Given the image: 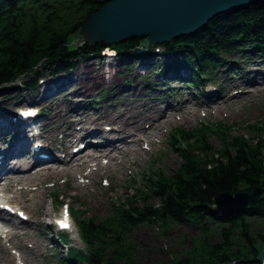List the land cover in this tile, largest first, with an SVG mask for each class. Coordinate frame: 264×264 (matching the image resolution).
I'll return each mask as SVG.
<instances>
[{"label": "trees", "instance_id": "trees-1", "mask_svg": "<svg viewBox=\"0 0 264 264\" xmlns=\"http://www.w3.org/2000/svg\"><path fill=\"white\" fill-rule=\"evenodd\" d=\"M96 1L57 0L54 5L44 0H0V90L5 87L17 91L19 88L14 82L22 77L26 79L22 87L34 91L37 78L44 72L55 76L76 68L80 61L99 60L104 50L101 43L92 46L85 43L80 47L71 44L76 30L99 9ZM142 43L144 39L133 38L107 47L115 51L119 60H137V55H142L139 61L145 66H154L151 61L155 54L166 56L168 61L158 73L160 76L175 73L178 68L188 69L194 80L192 83H202L210 77L222 53L241 56L249 51L251 55H264V4L215 16L193 36L158 45L159 52H154L158 46H153L144 55L132 53ZM97 99L102 100L101 97ZM180 139L177 146L171 145L172 152L181 160L176 172L168 175L163 183L156 179L150 187L159 205L139 212L129 205L125 209L112 210L99 221L78 217L81 221L76 223L77 233L87 253L70 250V261L112 264L111 257L128 260L123 249L128 231L138 225L160 221L193 226L202 235L199 250L191 251L178 264H256L253 260L264 236L244 237L241 233L243 248H232L231 239L236 230H247V217L264 218V195L245 212L229 215L214 212L212 199L221 193L264 189L261 141L257 139L249 144L241 137L230 138L221 152L216 153L218 158H213L205 148L207 145L198 140L196 152L187 150L190 134L183 133ZM52 201L56 202V197ZM210 224L220 226L221 243L213 245L207 241ZM95 243L103 247L93 250ZM105 249L110 250L108 259Z\"/></svg>", "mask_w": 264, "mask_h": 264}, {"label": "rangeland", "instance_id": "rangeland-1", "mask_svg": "<svg viewBox=\"0 0 264 264\" xmlns=\"http://www.w3.org/2000/svg\"><path fill=\"white\" fill-rule=\"evenodd\" d=\"M44 1L53 3L57 0ZM60 2L61 1H59V3ZM153 46L155 47L158 45L147 46L143 55L146 54L149 48H153ZM159 46L157 50L160 49ZM136 49L142 48L140 46ZM137 56V60L134 58L119 60L117 59L118 57H114L109 59L108 63L105 62L103 56H101L99 60L90 59L80 61L76 68L61 74H56L55 76H49L46 74L47 72H44L37 78V85L34 91H27L22 87V83L26 81V79H22L21 77V79L14 82V85L19 88L17 91H12V89L5 87L1 88V110H10V108L15 106L20 107L29 105L28 102L34 100L37 102V106L43 108L44 111L43 116L42 112H40L41 117L38 120L39 124L47 120V125L44 126V129L42 128V130L40 128V131L42 130L41 134L45 132V136L49 137L51 135L50 140H52L55 139L58 130L59 132L65 129H67L68 132L75 130L77 125L73 121L79 120L81 117L69 111V109L73 107H82L90 111L91 116H96L97 114L101 115L104 112L110 113L111 111L118 113L120 109L130 105L131 102L132 104L136 103V94L139 97L143 95V99L150 96L151 98L154 97L155 101L158 99L166 100L173 95L177 97L179 101L189 103V105L186 106V112L187 110L190 112L194 105H199L207 100L202 98L200 93L197 95L199 92L197 88L187 87L183 83L181 85L178 81H176V84L181 85L183 89L185 88L184 90L181 89L182 91H178L177 89V91H173L171 88L167 90L165 85H161V87L155 85V81H159L158 83L162 81L158 76V72L162 70L164 66L163 63H167L168 59H165L166 56L162 57L161 55L155 54L152 58L151 62L155 63L153 66L155 69L153 70H155L156 74H152L149 66H145L144 62L139 61L142 55ZM220 57V63H216L213 66V71L210 73V77L207 78L209 81L204 85L205 88L208 87V83L216 85V82H218L220 90H222L223 86L230 84L231 80L229 78L227 80H220L219 75L221 73H227L230 78H237L242 74V71L238 70L236 67H241L240 65L246 63L244 56L241 57L231 53H222ZM240 57L241 59H239ZM257 59H260V62L254 63L253 66L255 68L252 70L264 72V57L257 56ZM233 62H237L238 65L231 69L230 67H225V65L230 64L234 66ZM84 68H91V75L89 77H93L95 81L89 82L87 75L81 73L85 71ZM178 70L183 72V69L178 68ZM75 74H82V80L75 81L72 84H76L77 82L85 83L88 81V85L86 84V93H84L83 96L84 102H77L76 105L68 107L70 103L68 101L69 98L76 95L79 96V94L83 92H78V94L74 93L70 96L65 92L62 94H60V92L54 94L56 91H53V87L55 84L63 81L65 77H69L70 79L73 78ZM43 82L45 84L42 85ZM171 83L172 82L169 84ZM157 88H161V90L159 91ZM48 90L50 91V96L44 97L43 91L48 92ZM64 90L66 91L67 87ZM52 94H54L53 98ZM259 95L253 93V98L248 102H237L233 104L231 108L228 107L227 110L223 112L214 113L213 111H207L205 106L200 107L198 108V118L190 115L181 119V110H178L179 107L177 106L175 110L179 115L178 119L177 117L176 119L168 117L167 121L161 122V127H158L159 138L156 142L154 139H151L153 144L150 146V149L146 148L149 149L147 152H144L143 144L142 147H131V149H139L132 170L127 171L121 167L120 171L111 170V172H108L107 175L109 176L108 179L110 184L107 183L108 179L103 178L101 181L99 179L94 186H86V188L83 189L78 187H83L85 183L88 182L87 179L75 178L73 182L69 180L68 183L65 184V175H61L58 180H50L42 187L28 185L24 186L22 190L17 191L16 187H12V189L7 188L5 182H2L0 184V191H4L9 195L7 197L16 204L15 206H17V208H22L24 204L34 212L36 210L40 211L42 216L39 219L41 228L35 227L36 225L28 226L31 228V232H28L30 238H33L37 244H40V251L30 250L29 248L33 249L34 245L32 244H34V241L29 243L23 238V245L29 247L25 248L26 252L28 255H32L28 256V258L32 261L28 262L26 260L27 262H24L21 259L19 260L18 256L20 258L21 254L16 251L5 253L4 249L15 246L17 240L2 239L0 243V264H84L78 259L70 261L69 256L65 254L66 250L56 241L57 238L61 239L62 237L59 238L58 232L56 231V223L60 219L63 220L65 214H67L69 218L68 222L71 227L70 235L72 241L71 243L68 242L67 245H70L74 250L87 253L84 245L75 235L77 231L76 223L81 221L78 217H85L86 219L91 217L95 221H99L109 216L112 210H118L119 208L125 209L129 205L137 212L145 208H156L159 202L153 198L151 193L152 189L150 188L151 184L155 183L156 179H158L160 183H163L168 175L176 172L181 160L172 152L171 145L174 144L177 146L181 142L180 135L183 133L190 134L191 141L187 149L189 152H196L195 150L198 142H202L204 145H207L205 148L212 154L213 158H218L216 153L221 152L230 138L241 137V139L246 140L249 144H254L255 141L259 139L263 147L260 153L264 156V98ZM33 97L35 98L31 99ZM100 97L102 100L97 99ZM185 97H188L189 100L187 101ZM74 98L73 101H77V98ZM48 99V104L45 105V107L39 106L40 102ZM92 99L95 105L86 108V104H88L90 100L92 101ZM169 100H171V98ZM162 103L163 101H158L152 111L159 109V105ZM49 105L57 106L50 115H48L47 112ZM173 105H175L174 102ZM136 106L139 109L142 107L141 104ZM214 107L215 104H209L207 108ZM91 108H93V110H91ZM4 115L6 117L5 113ZM50 119L53 120L52 123L49 124ZM110 119V121L116 120L111 114ZM100 120L107 121L106 118ZM70 122L73 123L69 124ZM61 134L62 133L57 135L56 143L60 142ZM41 144L43 143H39V146H42ZM62 148L64 149V145ZM69 150L71 151V148L68 149V151ZM87 150L89 149H83L81 152H85L84 154L89 153ZM131 158L132 154L127 157L124 164L125 166L128 165ZM100 164L103 165L102 162ZM93 168L94 166L88 167L85 173ZM38 180L41 181L42 178ZM74 186L77 188H74ZM54 197H56V202L52 201ZM21 212L23 213L22 216L26 217L22 209ZM44 213L49 214L47 218H44ZM246 224L247 230L245 232H242L240 229L234 232L231 239V243L233 244L232 248H243V239L246 236L252 238L256 235L264 236V218L247 217ZM219 229L220 226L216 224H210L208 226L206 239L210 244L214 245L222 242L219 236ZM241 233L244 234V237H241ZM123 242V249L126 254H128V260L111 257L112 264H178L179 260L184 258L188 253L193 250H199L198 248L202 243V235L198 229L193 226L153 221L150 224L138 225L134 229H130L126 237H124ZM102 247L103 245L99 243L92 245L93 250ZM259 248L260 245L258 249ZM105 254L106 259H108L110 257V250L105 249Z\"/></svg>", "mask_w": 264, "mask_h": 264}, {"label": "bare ground", "instance_id": "bare-ground-1", "mask_svg": "<svg viewBox=\"0 0 264 264\" xmlns=\"http://www.w3.org/2000/svg\"><path fill=\"white\" fill-rule=\"evenodd\" d=\"M246 53L241 55V57L244 56V60H246L244 65H240L241 67H236L238 65L237 62H233L234 66H231V64L225 65V67H230V69L236 67L238 70L242 71V74L237 78H230L227 73H221L219 75L221 81L222 79L227 80L228 78L231 80V83L223 86L222 90H220L218 82H216V85L208 83V87L205 88L204 85L209 81L208 79L203 80L202 83L193 84L194 80L190 77L191 75L189 74L188 69L183 70V73L180 71L176 73H167L163 77L158 74L162 81H160V83H158L159 81H155V85L160 87L161 85H165L167 90L171 88L173 91H177V89L180 91L183 89V87H181L183 83L187 87L197 88L199 92L196 94L199 95L200 93L202 98L207 99L199 105H194L190 112H188V110L186 112V106L189 105V103L179 101L178 98L173 95L170 96L171 100H169L170 98L166 100L157 98L158 100L155 101L154 97L151 98L150 96L145 98L148 100L146 101L143 99V95L139 97L136 94V103L132 104L131 102L130 105L120 109L118 113L111 111L110 113L104 112L103 114H97L96 116H91L90 111L83 109L82 107H73L70 108L69 111L81 117L79 120L73 121L77 125L75 130L69 132L67 129L62 130L61 132L58 130L57 135L60 133L62 134L60 142L56 143L57 135L55 139L50 140L51 135L47 137L44 135L45 132L41 134L44 126L47 125V120L41 122L39 127L43 129L39 132L40 135H37V138L43 144H41L42 146H40V148L38 147L36 149L33 148L35 136L32 134L29 135L30 131L24 128L26 122L13 117L12 112L14 107L10 108V110L4 109V112L1 110L2 105H0V184L5 182L7 188L12 189V187H16V190L18 191L28 185L42 187L50 180L56 181L61 175H65V184L68 183L69 180L73 182L75 178L87 179L88 182H86L83 187H78L85 189L86 186H94L99 179L100 181L103 178L108 179L109 176L107 174L108 172H111V170L120 171L121 167L127 171L132 170L139 149H131V147H142L143 144L144 152H147L153 144L151 139H154L156 142L159 138L158 127H161V122L167 121L168 117L175 119L177 117L178 119L179 115L175 110L177 106L179 107L178 110H181V119L190 115L198 118V108L200 107L205 106L207 111H213L214 113L223 112L227 110L228 107L231 108L233 104L237 102H248L253 98V93L257 95L260 94L259 96L264 98V72L252 70L255 68L253 64L260 62V59H257V56L264 57V55H251L249 51H246ZM241 57L239 59H241ZM152 64L155 65V63ZM149 69L152 74H156L155 70H153L155 69L153 68V65L149 66ZM84 70L85 71H82L81 73L87 75L89 82L95 81L93 77H89L91 75V68H84ZM81 75L82 74H75V76L70 79L69 77H65L63 81H60V83L55 84L53 87V91H56L54 94L57 92H60V94L65 92L70 96L74 93L78 94V92H83L82 94H79L80 97L77 95L70 97L68 100L70 102L68 107L76 105L77 102H84L83 96L84 93H86V84L88 85V81L85 83L77 82L76 84H72L75 81L82 80ZM176 81L181 83V85L176 84ZM170 82L172 83L169 84ZM43 84L45 83L43 82L42 85ZM70 84L72 85L69 86ZM66 87L67 90L65 91L64 89ZM158 90L160 91L161 88ZM43 93L45 95L44 97L50 96L49 90L48 92L43 91ZM54 94H52V98L54 97ZM74 97L77 98V101H73L75 99ZM34 98L35 97L31 99ZM185 98H187V101L189 100L188 97ZM49 99L40 102L39 106L45 107V105L48 104ZM158 101H163V103L159 105V109L152 111ZM173 102L175 105H173ZM28 103L30 106H33V108L38 110L36 113L37 119L41 117L40 112H42L43 116V108H39L37 102L31 100ZM138 104L142 105L140 109L136 106ZM209 104H215V107L208 109L207 107ZM93 105L95 104L92 99V101L90 100V102L86 104V108H90L89 106L93 107ZM56 107L57 106L49 105L47 108L48 115H50ZM91 110H93V108H91ZM3 112L6 114V117ZM110 114L116 120L110 121ZM102 118H106L107 121L100 120ZM52 120L53 119H50L49 124L52 123ZM73 122H70L69 124H72ZM16 138L19 141H16ZM63 145L64 149L62 148ZM72 145H82L84 149H89L87 150L89 153L84 154L85 152H81L80 154H74L70 150L68 151V149L73 148ZM131 154L132 158L129 160L130 162L128 165L125 166L124 164L127 157ZM101 162L103 165L100 164ZM37 164H42V166L35 168L34 166ZM90 166H94V168L85 173ZM39 178H42V180L39 181ZM107 183L110 184L109 179L107 180ZM74 188L77 187L74 186ZM21 209L26 217L21 218L17 215L6 216V223H4V227L6 228V233L4 234L5 238L9 240L16 239L17 243L11 248L4 249V252L16 251L21 254L20 258L18 256L19 260L21 259L24 262H31L32 260L28 258V256L32 255H28L25 249L29 247L23 245V241L26 240L29 243L34 241L33 238H30L28 232H31V228L28 226L36 225L35 227L41 228L39 219L41 218L42 213L38 210L34 212L24 204L22 208H18V211L21 212ZM48 215L49 214L44 213V218H47ZM56 241L66 250L68 256L70 250H74L70 245H67L68 242H72L70 234L63 235L61 239L57 238ZM32 245H34L33 249L29 248L30 250L40 251V244H37L34 241V244Z\"/></svg>", "mask_w": 264, "mask_h": 264}, {"label": "water", "instance_id": "water-1", "mask_svg": "<svg viewBox=\"0 0 264 264\" xmlns=\"http://www.w3.org/2000/svg\"><path fill=\"white\" fill-rule=\"evenodd\" d=\"M100 6L90 19L74 33L71 43L78 47L87 43H101L105 47L133 38L144 39L142 49L132 53L143 54L147 46L161 45L174 39L193 36L212 18L228 15L264 0H97ZM264 189L250 192L221 193L212 199L213 211L221 214H241L260 196ZM253 260L264 264V242Z\"/></svg>", "mask_w": 264, "mask_h": 264}, {"label": "snow or ice", "instance_id": "snow-or-ice-1", "mask_svg": "<svg viewBox=\"0 0 264 264\" xmlns=\"http://www.w3.org/2000/svg\"><path fill=\"white\" fill-rule=\"evenodd\" d=\"M62 226L67 227V217H66V215H65V220H64Z\"/></svg>", "mask_w": 264, "mask_h": 264}]
</instances>
